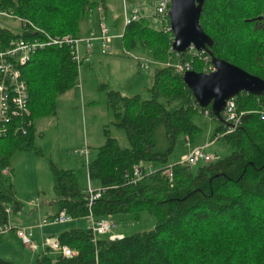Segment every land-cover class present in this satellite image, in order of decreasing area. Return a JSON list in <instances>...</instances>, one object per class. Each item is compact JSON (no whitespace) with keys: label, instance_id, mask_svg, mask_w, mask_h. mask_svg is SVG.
I'll return each instance as SVG.
<instances>
[{"label":"trees","instance_id":"1","mask_svg":"<svg viewBox=\"0 0 264 264\" xmlns=\"http://www.w3.org/2000/svg\"><path fill=\"white\" fill-rule=\"evenodd\" d=\"M102 6L106 10L105 0H0V11L23 23L22 34L0 25V49L15 38L78 36L81 20ZM261 16L264 0H206L201 25L213 45L209 51L183 53L172 49L173 34L164 25L156 28L144 16L126 23L125 48L140 43L162 64L154 70L150 98L108 91L114 123L125 129L130 146L122 147L106 130V142L88 161L89 178L100 182L102 191L91 206L88 189L79 185L80 171L53 164L54 203L58 214L65 211L73 219L91 213L97 221L121 214L138 218L148 211L157 224L118 238L109 231L96 240L89 228H71L59 240L74 254H61L55 264H264V95L236 96L239 110L246 113L235 127L225 112L219 117L211 105L201 107L184 82L185 72L166 65L189 63L191 70L210 72L214 56L264 79ZM20 68L31 113L15 117L9 135L0 138V227L23 205L16 199L11 173H5L13 155L33 148L35 121L56 116L59 97L79 85L80 66L66 45L39 50ZM198 115L210 117L214 139L227 144L231 153L195 166L170 164L179 140L193 143L201 132ZM22 120L27 134L16 132ZM136 166L143 176L134 182ZM40 263L51 264L52 259L46 256ZM0 264L12 262L0 258Z\"/></svg>","mask_w":264,"mask_h":264},{"label":"rangeland","instance_id":"2","mask_svg":"<svg viewBox=\"0 0 264 264\" xmlns=\"http://www.w3.org/2000/svg\"><path fill=\"white\" fill-rule=\"evenodd\" d=\"M155 1L105 0L106 10L102 6L81 20L78 37L89 39L92 32L99 37L103 22L110 29L112 37L110 49L105 52L99 39L92 41L94 53L90 61L80 65L78 87L59 97L56 116L35 121L33 148L19 150L13 155L11 177L16 199L23 205L22 210L13 209L10 214L8 233L17 235L16 228L38 223L37 230L39 233L42 231L46 236L44 239L49 242L58 239L66 230L86 229L89 225L86 219L81 218L66 223L50 222L41 228L44 218L53 217L49 216L52 212L48 206V202L55 198L52 165L80 171L79 185L96 190L97 181L93 180L92 186L89 184L88 160L94 159L97 149L106 142V130L108 129L112 137L118 139L122 147L130 146L125 129L114 123L113 112L108 105V91L117 90L128 96L141 94L143 98H150L148 88L152 85L154 70L162 64L156 62L150 51L140 43L135 48H125L122 35L127 18L131 17L134 11H139L152 26L162 28L163 21L155 12ZM0 25L15 34L23 33V23L15 15L0 12ZM140 63H143L144 67ZM83 93L85 101L82 100ZM195 121L202 130L195 136L193 143H189L194 147L208 145L206 151L217 158L231 153V148L227 144L214 139L215 123L210 117L198 115ZM187 149L186 142L181 138L170 156V164L180 162ZM85 150L89 151L88 158ZM110 220L113 227L109 235L114 238L150 230L157 224V217L148 211L143 212L138 218L132 214H121ZM2 237L0 233V256L11 258L14 264H38L41 246L33 253L21 240L20 243L14 240L10 245H4ZM34 242L42 243L35 238ZM50 251L48 256L52 259L51 264H55L61 253L53 249Z\"/></svg>","mask_w":264,"mask_h":264},{"label":"built area","instance_id":"3","mask_svg":"<svg viewBox=\"0 0 264 264\" xmlns=\"http://www.w3.org/2000/svg\"><path fill=\"white\" fill-rule=\"evenodd\" d=\"M172 0H156L155 1V12L162 21L165 29L172 32V27L170 24V9ZM3 14H8L6 12L0 11ZM141 18L139 11H134L131 17L127 18L126 23H131L132 21H137ZM99 37L95 32H92L91 38L81 39L78 36L72 34H67L61 37H55L50 39H25V38H15L13 39L9 46L5 49H0V138L6 137L11 132V124L15 117L29 116L30 110V96L28 84L24 79H22L21 65H25L31 57L51 45H63L69 46L73 60L80 66L84 62L90 61V57L93 54V44L92 41L99 39L103 51H108L112 43V37L110 35V29L101 22ZM173 34V32H172ZM174 40V35H173ZM84 47V49H83ZM195 50L193 47L188 49ZM144 67L143 63H140ZM168 66H173L177 71L187 72L191 70V65L189 63L182 62H172L166 63ZM215 70V67H211V71ZM210 71V72H211ZM226 121L231 123V125L237 127L245 115V111H240L236 97H233L227 101L225 107ZM32 122H28L31 125ZM16 132H21L22 134L28 133V126L25 125V120H22L21 124L16 128ZM190 141H187L186 145L188 147L184 157L181 162L192 166H195L201 162L209 163L217 159L216 156L206 151L208 145L193 146ZM87 158L89 157V151H84ZM8 173V170H5ZM167 173L171 176V170H167ZM142 171L139 166L134 168V182L142 179ZM89 195V205L101 197L102 191L93 190L91 187L87 190ZM89 229L93 231L96 240V236L99 234H104L111 231L113 225L110 218H104L101 220H96L93 214L89 216ZM73 218L68 215L65 211L59 214L46 218L43 220V224H48L50 222L66 223L70 222ZM10 230V226H1L0 233H4ZM18 235L23 240V242L28 245L31 249L36 250L38 245L32 240V233L26 232V230L18 228ZM44 246L47 249L58 250L62 255L69 256L73 255V249L68 245L61 244L59 238L49 242H44Z\"/></svg>","mask_w":264,"mask_h":264},{"label":"water","instance_id":"4","mask_svg":"<svg viewBox=\"0 0 264 264\" xmlns=\"http://www.w3.org/2000/svg\"><path fill=\"white\" fill-rule=\"evenodd\" d=\"M206 0H172L170 24L174 35L172 49L178 53L190 48L197 51H209L213 39L201 25V15ZM264 18L261 16L260 19ZM215 70L184 73L186 85L193 91L201 107L211 105L212 111L219 117L224 112L227 101L242 92L264 95V79L253 75L243 68L212 56Z\"/></svg>","mask_w":264,"mask_h":264},{"label":"crops","instance_id":"5","mask_svg":"<svg viewBox=\"0 0 264 264\" xmlns=\"http://www.w3.org/2000/svg\"><path fill=\"white\" fill-rule=\"evenodd\" d=\"M85 35H86V33H85ZM85 35H83V36H85ZM83 49H84V47H83ZM94 49V48H93ZM93 53H94V50H93ZM71 91V90H70ZM83 95H84V93H83ZM82 100L83 101H85V95H84V97L82 96ZM89 161V160H88ZM11 173V174H13V172H12V170H11V167H10V169H9V171H8V173ZM88 177H89V174H88ZM92 181L93 180H91L90 178H89V184L92 186L93 184H92ZM96 181V180H95ZM81 187V186H80ZM82 189H86V186L85 187H81ZM95 188H96V190H99L100 188H101V184H100V182H98L97 181V183L95 184ZM94 188V189H95ZM54 201H55V198L53 199V200H51V201H49L48 202V206L50 207V211L52 212V213H49L50 215L49 216H54V215H57L58 214V208H57V206H56V204L54 203ZM55 210V211H54ZM45 219V218H44ZM43 219V220H44ZM78 219H81V218H77V219H73V220H78ZM82 219H86L87 221H88V224H89V218L88 217H83ZM46 224H43V221H42V223H41V228H43L44 226H45ZM37 226H38V223H34V224H26L24 227L25 228H21V229H24V230H26V232H28V233H32V240H33V242H34V238L35 239H37V240H39V241H41L42 243L41 244H37L38 245V248L36 249V250H33V249H31L30 247H28L29 248V250H31V252H37V250L39 249V246H41L40 247V249L42 250L41 251V254H39L38 255V258H37V262H38V264H41L40 263V261H41V259H43L44 257H46V256H48V255H50V250L49 249H47V247H45L44 246V242H47L48 240L47 239H44L46 236H45V234L41 231L40 233H39V231L37 230ZM89 227V225L87 226V228ZM17 229L18 228H16L15 230H16V233H17V235H14V234H12V233H8V232H5V233H1L2 235H3V237L1 238V239H3V244L5 245V244H11V242H13L14 240L15 241H17L18 243H20L19 241L21 240L22 242H23V240L20 238V236L18 235V232H17ZM37 230V231H36ZM67 231V230H66ZM63 233V232H62ZM60 236V235H59ZM59 236H58V238H59ZM23 244L24 245H26L24 242H23ZM26 246H28V245H26ZM10 248H13V247H11L10 246ZM0 258H3V259H6V260H9V261H11L12 262V264H14L15 262L14 261H12V259L11 258H4V256H0Z\"/></svg>","mask_w":264,"mask_h":264}]
</instances>
